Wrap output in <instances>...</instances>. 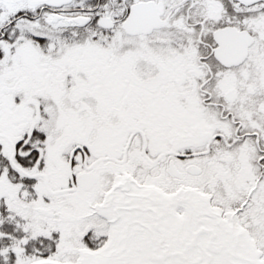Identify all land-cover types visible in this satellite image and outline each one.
Wrapping results in <instances>:
<instances>
[{
	"label": "snow or ice",
	"instance_id": "1",
	"mask_svg": "<svg viewBox=\"0 0 264 264\" xmlns=\"http://www.w3.org/2000/svg\"><path fill=\"white\" fill-rule=\"evenodd\" d=\"M0 264H264V0H0Z\"/></svg>",
	"mask_w": 264,
	"mask_h": 264
}]
</instances>
